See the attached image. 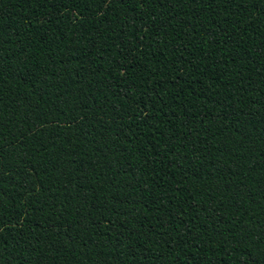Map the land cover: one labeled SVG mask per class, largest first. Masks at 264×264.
Segmentation results:
<instances>
[{
	"label": "trees",
	"instance_id": "16d2710c",
	"mask_svg": "<svg viewBox=\"0 0 264 264\" xmlns=\"http://www.w3.org/2000/svg\"><path fill=\"white\" fill-rule=\"evenodd\" d=\"M0 264H264V0H0Z\"/></svg>",
	"mask_w": 264,
	"mask_h": 264
}]
</instances>
